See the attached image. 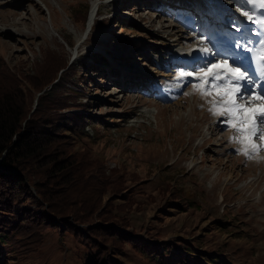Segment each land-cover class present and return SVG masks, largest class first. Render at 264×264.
<instances>
[{"label": "rangeland", "instance_id": "1", "mask_svg": "<svg viewBox=\"0 0 264 264\" xmlns=\"http://www.w3.org/2000/svg\"><path fill=\"white\" fill-rule=\"evenodd\" d=\"M88 1L91 9L100 3L96 20L105 19L106 24L93 27L84 38L85 29L74 26L67 11L72 2L80 6ZM109 1L0 0V58L9 68L26 70L41 45L63 43L65 35L74 45L72 62L93 63L88 54L106 53L108 64L97 63L99 73L77 75L79 99L89 105L93 120L103 121L86 127L88 137L77 142V149L88 147L109 168L129 163L130 170L144 177L139 191L146 194L156 195L168 180L182 186L190 204L165 223L164 232L171 237L190 240L194 233L202 234L208 222L219 242L232 233L243 249L264 256V151L252 159L236 154L239 145L229 143L234 133L222 123L225 118L209 114L190 80L181 89L174 78L179 66L168 63L171 53L189 51V44L201 35L209 40L211 26L199 19L182 25L164 0ZM145 156L150 174L138 166ZM151 198L141 199L142 224H154L167 208V199L151 203ZM196 226L201 228L196 231ZM86 256L71 237L60 241L48 234L36 254L7 264H90L84 262Z\"/></svg>", "mask_w": 264, "mask_h": 264}, {"label": "trees", "instance_id": "2", "mask_svg": "<svg viewBox=\"0 0 264 264\" xmlns=\"http://www.w3.org/2000/svg\"><path fill=\"white\" fill-rule=\"evenodd\" d=\"M74 3L68 17L85 29L90 3ZM104 24L95 21L94 28ZM62 40L41 45L26 70L0 58V264L36 254L48 234L71 237L90 264H264V256L243 249L232 233L219 242L208 222L190 240L171 237L165 223L190 204L182 186L168 180L156 195L146 194L139 191L144 177L129 163L109 168L88 147L77 149L87 126L103 125L79 99L77 75L99 73L96 65L105 58L90 53L93 63L72 62L70 35ZM140 161L146 169L147 156ZM146 196L151 203L167 199L154 224L140 220Z\"/></svg>", "mask_w": 264, "mask_h": 264}, {"label": "snow or ice", "instance_id": "3", "mask_svg": "<svg viewBox=\"0 0 264 264\" xmlns=\"http://www.w3.org/2000/svg\"><path fill=\"white\" fill-rule=\"evenodd\" d=\"M238 2L264 9V0ZM241 15L253 30L238 37L228 35L223 43L201 35L189 44L190 54L197 55L187 67L177 69L174 78L180 86L191 81L190 87L208 104L209 114L225 118L222 123L234 133L229 143L239 145L236 154L252 159L264 151V15L248 11Z\"/></svg>", "mask_w": 264, "mask_h": 264}, {"label": "bare ground", "instance_id": "4", "mask_svg": "<svg viewBox=\"0 0 264 264\" xmlns=\"http://www.w3.org/2000/svg\"><path fill=\"white\" fill-rule=\"evenodd\" d=\"M196 2H198V3H202V4H205V0H195ZM206 3L207 4H215V1L214 0H207L206 1ZM96 5L95 6H93V8L90 10V12H91V14L89 15V19H88V21H89V25H88V23H87V25L89 26L88 27V29H90L91 28V26H92V24H94V17H95V14H96V12H97V9H98V6H99V3H95ZM92 5L93 4H91V7H92ZM236 6V8H243L242 6H241V4L240 3H238V4H236L235 5ZM212 7H215V5L214 6H212ZM178 12L179 13H183V11H180V10H178ZM177 18V17H176ZM231 19V20H234L235 22H238V23H240V24H242V25H247L248 24V22H247V18L246 17H243L241 14H239V13H235V12H229L228 14H227V19ZM176 21V20H175ZM225 29L226 30H229V28H227V27H225ZM210 36V38L209 39H213L215 36H212V35H209ZM233 51H236V49L233 47ZM195 55H197V53H195V52H192L191 54H190V52L189 51H187V50H180V51H178V52H175L172 56V61H174V59H176V58H178V59H182L183 57H186L187 58V62L186 63H183L182 65H179L180 66V68L181 67H187L189 64H188V62L190 61V59H192V57L193 56H195ZM175 63V62H174ZM173 63V64H174ZM187 84V83H186Z\"/></svg>", "mask_w": 264, "mask_h": 264}]
</instances>
